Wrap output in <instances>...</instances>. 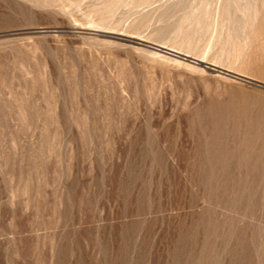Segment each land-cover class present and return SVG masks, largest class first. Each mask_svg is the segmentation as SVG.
Listing matches in <instances>:
<instances>
[{"label": "rangeland", "instance_id": "obj_1", "mask_svg": "<svg viewBox=\"0 0 264 264\" xmlns=\"http://www.w3.org/2000/svg\"><path fill=\"white\" fill-rule=\"evenodd\" d=\"M0 264H264V0H0Z\"/></svg>", "mask_w": 264, "mask_h": 264}]
</instances>
